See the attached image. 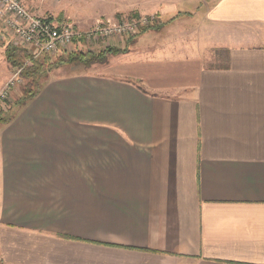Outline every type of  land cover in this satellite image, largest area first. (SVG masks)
I'll use <instances>...</instances> for the list:
<instances>
[{
  "label": "crops",
  "instance_id": "0c3cea01",
  "mask_svg": "<svg viewBox=\"0 0 264 264\" xmlns=\"http://www.w3.org/2000/svg\"><path fill=\"white\" fill-rule=\"evenodd\" d=\"M27 7L174 20L50 74L0 125V264H264V0Z\"/></svg>",
  "mask_w": 264,
  "mask_h": 264
},
{
  "label": "built area",
  "instance_id": "2783aa9c",
  "mask_svg": "<svg viewBox=\"0 0 264 264\" xmlns=\"http://www.w3.org/2000/svg\"><path fill=\"white\" fill-rule=\"evenodd\" d=\"M155 19V18H153ZM102 18L88 29H83L71 20L61 21L55 16H38L31 12L23 0H0V40H9L15 47L32 52L35 58L54 53L65 52L70 47L88 45L97 47L100 39L106 40L109 47L112 40L122 41L123 35L140 33L139 27H147L150 19L136 24L106 23ZM138 33V35H139ZM90 42L91 44H88ZM19 69L0 93V108L7 104L13 89L23 83L19 78Z\"/></svg>",
  "mask_w": 264,
  "mask_h": 264
},
{
  "label": "trees",
  "instance_id": "16d2710c",
  "mask_svg": "<svg viewBox=\"0 0 264 264\" xmlns=\"http://www.w3.org/2000/svg\"><path fill=\"white\" fill-rule=\"evenodd\" d=\"M173 20L174 19L171 21ZM154 23H150L147 27H145L141 34L151 30H157L159 28L161 29V27H163L165 24H168H162L158 22L155 25ZM0 47H5L6 59L11 64V66L20 68L22 70L23 77L28 80L23 95L19 102L15 105V108H11L9 111H6V113L5 111H0V125H8L14 121L18 113L23 108H25L30 101L35 99L40 94L43 86V83H41L42 78L44 76L50 75L55 69L68 65H82L84 67L90 68L95 64L107 63L110 56L128 52L127 48L120 49L109 46L104 50H101L99 53L72 52L51 63V58L47 55L41 57V59H36L32 52L25 49L12 47L10 45L8 46L1 42Z\"/></svg>",
  "mask_w": 264,
  "mask_h": 264
},
{
  "label": "rangeland",
  "instance_id": "374dc122",
  "mask_svg": "<svg viewBox=\"0 0 264 264\" xmlns=\"http://www.w3.org/2000/svg\"><path fill=\"white\" fill-rule=\"evenodd\" d=\"M23 1H25L24 3L26 4V6H27V1L29 2V0H23ZM45 6V5H44ZM50 6V4L47 6V7H49ZM39 12L40 11H42V13L41 14H36V15H38V16H50L51 14H49V15H47V14H45V7H42L40 10H38ZM48 11L50 12V13H52L49 9H48ZM137 15V13H135V12H129V13H122V14H118V15H116V17L115 18H112V20H108V19H106V18H102V20L101 21H103V22H106V23H116V24H123V25H125L126 27H128V25L129 24H136V23H139V21H141V20H143V19H149V18H141V17H139L138 15ZM98 19V18H97ZM95 20V19H94ZM98 20H100V19H98ZM90 21H92V20H89V23H91ZM97 21V20H96ZM96 21H95V23H96ZM150 23H154L155 21V25L159 22V20H155V19H150ZM94 23V24H95ZM149 23V24H150ZM163 23V22H162ZM94 24H92V25H94ZM153 24V25H154ZM90 27V26H89ZM88 27V28H89ZM83 28V27H82ZM88 28H83V29H88ZM145 27H139V30H140V33L139 34H141V32H143V29H144ZM155 31V30H154ZM138 33L136 34V35H134V36H131V35H129V33L128 34H125V35H123V39H122V41H118V40H116V42H117V45H119V47L120 46H122V45H126L130 40H133L134 38H136L137 36H138ZM104 39H106V38H104ZM104 39H100V43H102V44H100L99 46H97V47H88V45H85V44H83L82 46L81 45H75V46H72V47H70L67 51H65V52H59V53H54V54H52V55H47V56H49L50 58H51V63H53V62H55V61H57L60 57H62V56H64V55H68L69 53H72V52H92V53H99L101 50H104L105 48H107L106 46H107V42L106 43H103V42H105L106 40H104ZM88 44H91L90 42H88ZM21 49H24V48H21ZM28 51V50H27ZM46 56V55H45ZM36 59H41V57H39V58H36ZM7 65H8V68L10 69V72H11V76L9 77V79L7 80V82L6 83H4V85H2V86H0V93L3 91V87L5 86V84H7L8 82H9V80L14 76V73H16L20 68H17V67H12L11 66V64L8 62V60H7ZM65 67V66H64ZM60 68H62V67H60ZM60 68H58V69H55L52 73H54V72H56V71H58ZM51 73V74H52ZM49 76L50 75H47V76H44L43 78H42V81H41V83H44L48 78H49ZM17 78H19L23 83H21V84H18V85H20V86H18L16 89H13V91H12V93H11V96H10V99L7 101V104L6 105H3L1 108H0V111H5V113H6V111H9L11 108L13 109V108H15V105L19 102V100H20V98L22 97V95H23V92H24V89H25V87H26V85H27V83H28V80H26L24 77H23V75H22V72H21V74L17 77ZM34 100V99H33ZM32 100V101H33ZM31 102V101H30ZM29 102V103H30ZM28 103V104H29Z\"/></svg>",
  "mask_w": 264,
  "mask_h": 264
}]
</instances>
